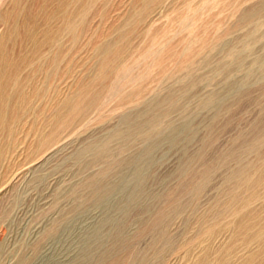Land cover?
I'll list each match as a JSON object with an SVG mask.
<instances>
[{"label": "rangeland", "instance_id": "374dc122", "mask_svg": "<svg viewBox=\"0 0 264 264\" xmlns=\"http://www.w3.org/2000/svg\"><path fill=\"white\" fill-rule=\"evenodd\" d=\"M92 7L84 20L71 14L70 0H0V47H12L4 37L18 21L22 33L35 34L23 47L40 45L36 64L57 65L25 119L0 126V264L34 254L28 264H248L264 237V0H98ZM109 43L113 50L101 59ZM154 95L158 101L135 124L168 112L174 129L150 137L151 153L110 179L116 186L139 168L136 201L128 200L134 179L105 207L91 206L85 181L131 159L141 143L119 154L118 135L87 168L91 154L75 155ZM211 96L212 105L200 109ZM36 105L41 130L26 136ZM55 119L62 122L54 144L36 153Z\"/></svg>", "mask_w": 264, "mask_h": 264}, {"label": "bare ground", "instance_id": "6f19581e", "mask_svg": "<svg viewBox=\"0 0 264 264\" xmlns=\"http://www.w3.org/2000/svg\"><path fill=\"white\" fill-rule=\"evenodd\" d=\"M97 1L98 0H70L71 5L73 6V8L71 10V14L72 15L81 16V18L85 20V18H87L90 15L94 14V12H92V8H93L92 6ZM61 11H63V9L60 10L59 13ZM56 18H57V16L55 17V19ZM57 21L58 22H61L62 19L58 17L57 18ZM20 25H21L20 22H18V21L14 22L12 29L10 31H8L7 34H5V37L4 38H7V40L9 39V41L11 42V46L12 47L11 48L7 47L5 43L2 44V46L0 47V126H2L4 128H7V130L8 129H12V126L13 127L16 126V123L18 121H19V123L21 121H23L25 119V116H27V113H29V112H26L28 110L27 108L29 106H32L33 107V104H35V103L38 102V99L42 96L41 93H40L41 87H39V85H41V83H45V85L48 86V84L51 83L55 79V77L57 76V65H55V62L53 60L52 61H49V62L45 61V62H43L40 65L36 64L37 57L39 56L40 50H41L40 49V45L37 42L34 43L33 49H31V50H27V49H25L23 47V45H24L25 42H29V41H32L33 40V38L35 37V34L34 33L33 34L22 33ZM56 31H57V33H60L61 34L63 30H61L60 27H58V28L55 29V32ZM80 31L82 33H84V29H82ZM74 37H75V33H73V37L72 38H74ZM23 40H25V41H24V43L21 44V41H23ZM18 44H19V47L18 48L15 47V45H18ZM59 55H63V52L61 54L59 53ZM65 56H66V54H65ZM48 69H51V72H46ZM74 106L76 107L77 104H75ZM37 108H38L37 105H36L35 108H32V113L33 114H31V117L33 116V121H31V123H30L29 130L26 133V136H28V135L35 136L36 131L39 132L41 130L40 129V123L38 124L37 121H36V119H35V117H38L37 112L39 113V110L37 111ZM52 110H51V112H52ZM30 113H31V111H30ZM61 122L62 121H59L58 119H55L54 126L52 125V123H50V132H49V135L46 137L45 142L42 145H36L35 146L36 153L46 152L47 150H49V148L51 147V145L54 144V142H55L54 141L55 140V133H56V131H58V129H59L60 125H61L60 124ZM9 131H11V130H9ZM148 157H150V155ZM140 162L142 163V161H140ZM131 163L133 164V162H131ZM149 163H150V159H149ZM143 164H146V163H143ZM147 164H148V161H147ZM135 165H137V164L135 163ZM147 166L148 165H146V167ZM123 172L124 171H122L121 173H123ZM147 172L148 171H146V173ZM127 173H125V174L123 173V174L125 176H127ZM116 178H118V177L116 176ZM122 178H124V177H122ZM133 180H134V178H132V180L130 179V181H128V184L131 183ZM143 180H144V178H143ZM111 182H112V180H111ZM122 182H124V179L122 180ZM122 182H119V184L122 183ZM141 186H139V187H141ZM141 188H140V191L142 190ZM120 190L123 191V189H120ZM116 191L117 190H114V194H115ZM138 193H140V192H138ZM116 194H118V193H116ZM129 199H130V197L128 198V200ZM120 200H121V198H120ZM134 201H136V199H134ZM130 202H132V205H133V201H130ZM134 204H135V202H134ZM99 207L101 208V206H99ZM65 220H64V222H65ZM68 220H70L69 217H68ZM65 224L67 226L68 223L65 222ZM66 226L64 228H66ZM57 229H58V226H57L56 230ZM65 232H67V231H65ZM64 235H66V234H64ZM58 236H60V234ZM55 239H56V237H55ZM56 241H57V239H56ZM51 244H53V243H51ZM83 244H85V243H83ZM94 244H95V242H94ZM33 249H35V248H33ZM36 257H37V254H34L29 260H25V258H23V260L22 261H19V263L17 262V264H28L29 262H32V260L35 259ZM113 264H115V263H113Z\"/></svg>", "mask_w": 264, "mask_h": 264}, {"label": "water", "instance_id": "95a60500", "mask_svg": "<svg viewBox=\"0 0 264 264\" xmlns=\"http://www.w3.org/2000/svg\"><path fill=\"white\" fill-rule=\"evenodd\" d=\"M255 33L252 32V34L249 35V43L256 40ZM111 50H113V45L111 43L106 44L102 47V49L99 51V55L101 59L106 56ZM100 72L103 71L100 68ZM97 95H94L92 97V102L96 100ZM212 96L200 104V109H207L212 105ZM158 101V95H154V97L148 101H145L141 104V107L135 108V109H129L125 112H123L117 121V124L114 127V130L111 132V134L102 142L98 143L94 147H89L86 150L78 152L75 157L76 159H79L82 157L84 152H88L91 154V159L89 161H86L83 163V168L90 167L97 163L102 155L107 151V146L109 145L110 141L114 139L118 135H123V143L121 147L118 150V153L121 154L125 147L131 146L135 142H140L141 145L137 149V151L133 154L131 159H125L118 158L116 159L113 164L108 166L107 168L99 170L97 173H95L93 176H90L84 183V189L86 190V196L87 199L91 202V206H102L105 205L114 190L116 189H123L125 186L128 185L129 177H126L124 179V182L117 184L116 186L110 183V179L112 176H115L119 173V171L127 166L131 161L133 160H139L140 157L144 156L150 146L153 144L152 141H156L159 139L164 138L167 136L172 130L174 129L169 123H167L164 119L169 114L168 112L153 115L149 119H147L143 125H137L135 124V119L139 116L145 115L149 109ZM171 109H175L177 107L176 101L170 102ZM195 113H187L183 115L184 121L181 123L180 127L182 131L188 130ZM153 138L152 141H148L149 139ZM132 177L135 179L133 185H132V195L130 197V201H132L135 197V195L138 192L139 185H140V177H141V170L139 168H133V171L131 172ZM138 180V181H137ZM77 210V209H76ZM121 226L120 224L113 225V231L115 234V240L120 241V237L117 236L120 233ZM117 236V237H116ZM87 251V250H86ZM89 253L86 252V256ZM264 255V237L260 239L259 242V250L258 253H255L253 256L250 257L248 264H251L253 261H255L256 258H258L260 255ZM90 255V254H89ZM93 256V255H92ZM261 261H264V257L261 259ZM259 261V262H261Z\"/></svg>", "mask_w": 264, "mask_h": 264}]
</instances>
